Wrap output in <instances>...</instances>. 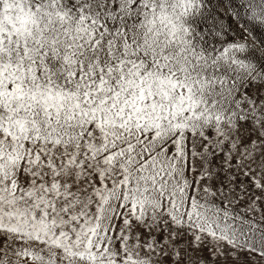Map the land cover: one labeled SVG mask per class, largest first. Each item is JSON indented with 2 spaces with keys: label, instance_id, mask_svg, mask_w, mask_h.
<instances>
[{
  "label": "snow or ice",
  "instance_id": "6c2138e0",
  "mask_svg": "<svg viewBox=\"0 0 264 264\" xmlns=\"http://www.w3.org/2000/svg\"><path fill=\"white\" fill-rule=\"evenodd\" d=\"M0 264H264V0H0Z\"/></svg>",
  "mask_w": 264,
  "mask_h": 264
}]
</instances>
